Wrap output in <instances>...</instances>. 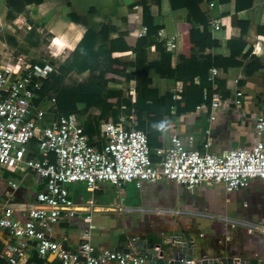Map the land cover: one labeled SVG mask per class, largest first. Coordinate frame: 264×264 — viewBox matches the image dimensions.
I'll return each mask as SVG.
<instances>
[{"label": "crops", "instance_id": "1", "mask_svg": "<svg viewBox=\"0 0 264 264\" xmlns=\"http://www.w3.org/2000/svg\"><path fill=\"white\" fill-rule=\"evenodd\" d=\"M187 1L174 0L176 6L173 8L170 0H146L145 4L141 0H42L16 11L7 0H0V62H42L39 45L48 40L44 49L52 53L50 61L57 56L59 65L66 69L63 78L68 77L71 81L66 87L86 80L91 74L97 75L104 64L110 65L109 57L115 58L119 64L132 63L107 85L112 89H130L131 101L136 107L158 113L166 119L167 126L162 133L164 142H168L171 134L181 138L193 135L194 147L203 150L202 144L209 141L208 149L217 153L237 145H249L254 139L251 132L253 119L237 118L233 109H224L214 120H209L208 110L195 109L176 115L168 101L158 104L166 89L175 93L185 87L184 82L175 80L171 74L182 48L178 23L190 20L192 27L202 29V25L191 18L185 4ZM189 1L206 15L207 30L217 40L208 51L213 55L229 56L228 39L237 35L233 24L237 20H246V34L232 45L242 52L249 50L264 63V0H252L251 6L246 8H241V0ZM210 1L214 3L212 7H209ZM143 6L149 7L152 24L158 30L156 34L146 36L145 54L141 58L137 56L135 45L138 37L144 35L140 34L141 26H145ZM224 12L229 17H226L223 28L219 24V14ZM215 19L219 20L216 27L213 24ZM103 26L106 31L101 33ZM104 35L106 39H103ZM168 40L174 43L171 49L166 48ZM110 45L114 50L105 56ZM104 59L106 63L102 64ZM139 60H142L141 64ZM94 61L99 64L92 70ZM157 66H165L168 76L161 77L156 72ZM136 69L139 70L138 79ZM210 69L199 78L202 87L211 86L210 81L212 86L217 83L219 73L212 75ZM243 70L242 66L228 67L226 85L231 90L238 86L246 92L241 109L251 114L261 108L249 97L252 89L264 84V78H261L264 67L247 80L242 79ZM235 80H242V84L234 85ZM135 87L137 90L134 91ZM257 106L259 110H253ZM75 112L87 132L89 123H93L92 115L84 110L82 103L77 105ZM153 129L152 123L146 124V132ZM87 134L95 140L99 137V130L96 128ZM155 148L154 145L151 150L154 152ZM32 156H40L34 140L29 141L24 149L25 158ZM154 158L157 161L158 157ZM43 187L44 181L32 171L0 167V210L6 203L15 206L35 203V195ZM68 189L78 210L72 216L59 218L48 233L69 249L88 241L95 248L123 251L134 240L141 239L146 243L147 251L159 245L154 248L158 253L176 239H191L190 252L194 259L204 257L213 264H227V261L257 264L264 260V183L259 179H252L247 186L229 192L221 183L187 188L165 178L139 183L130 180L120 189L110 182L99 183L97 188L90 189L84 182L76 181L69 183ZM17 209L15 216L24 219V212ZM17 240L26 241L0 228V257L3 260L9 253V245ZM26 242L19 264H57L53 254L41 257L33 243ZM131 253L136 255L140 251L132 248ZM144 264H148L147 260Z\"/></svg>", "mask_w": 264, "mask_h": 264}, {"label": "built area", "instance_id": "2", "mask_svg": "<svg viewBox=\"0 0 264 264\" xmlns=\"http://www.w3.org/2000/svg\"><path fill=\"white\" fill-rule=\"evenodd\" d=\"M208 4L212 7L214 3ZM218 23V19L213 20L215 27ZM145 32L146 26H141L140 34ZM173 47L168 40L166 48ZM52 70L50 60L30 64L0 62V167L32 171L44 181L35 203L2 206L0 228L33 243L39 256L51 253L57 264H144L148 258L146 253L95 248L88 241L69 249L53 239L48 233L52 225L78 210L68 189L72 182L82 181L90 189L110 182L120 189L130 180L139 183L165 178L187 188L221 183L228 192L247 186L252 179L264 183V119L241 109L244 91L240 87L236 86L225 98L215 92L210 104L203 100L195 109L208 110L209 120L224 109H233L237 118H252V143L217 153L208 149L209 141L200 150L192 145L193 135L181 138L171 134L165 147L155 148L158 159L153 161L146 133L133 125L124 127L119 119L101 122L99 137L92 141L74 111L58 114L51 124L47 123L45 113L55 111L56 93L43 96L40 92ZM210 70L212 75L218 74L217 68ZM31 140L40 156L25 158L24 149ZM17 208L24 212V219L15 216ZM26 241L9 245L5 264H19Z\"/></svg>", "mask_w": 264, "mask_h": 264}, {"label": "trees", "instance_id": "3", "mask_svg": "<svg viewBox=\"0 0 264 264\" xmlns=\"http://www.w3.org/2000/svg\"><path fill=\"white\" fill-rule=\"evenodd\" d=\"M144 4L146 0H141ZM42 0H7V4L12 6L14 10L21 11L26 4L34 3L39 4ZM252 0H241V8L251 6ZM170 4L173 8L176 6L174 0H170ZM186 7L194 22H199L202 25V29L192 27L190 20L186 22L178 23V31L181 34L182 48L181 52L177 54L176 65L174 72L171 73L175 80H181L184 82L185 87L182 91L171 92L166 89L164 94L159 97L158 104L163 105L165 101L173 105L174 113L176 115L182 112H191L195 110V106L205 100L206 104H210L211 96L217 92L221 97L225 98L233 91L227 87V68L230 66H242L244 68L242 79L247 80L256 70L264 67V63L259 56L250 53V51L242 52L239 48H234L233 42L237 39H241L247 31L248 21L237 20L233 25L236 27V34L229 37L228 42L230 45V54L227 57L213 55L210 51L212 47L217 44V40L214 39L211 33L207 30L208 18L198 8L194 2L189 0L185 3ZM149 7L143 6V23L146 26V32L143 36L138 37L136 41V47L138 49V55L141 58L145 54V48L147 45L146 36L154 35L157 33L158 28L152 24L151 14L149 13ZM145 12V15H144ZM10 16V13L7 14ZM226 17H229L228 13H220L219 20L220 26L224 28ZM233 28V27H232ZM106 31V26H103L99 32ZM235 32V31H234ZM107 36L104 35L103 39ZM113 41H110L112 44ZM114 46L110 45L105 56L114 50ZM109 64L98 72L97 75L91 74L86 80L81 81L73 86H63L62 78L66 75L67 71L64 67L59 65L56 73H50L48 78L43 81L40 95H46L49 92H55V105L56 109L53 112L47 111L45 113V121L52 123L56 119L58 114L67 113L70 111H76L77 105L82 103L86 112L92 115L93 123H89L86 133H92L99 124L103 121H118L115 113L119 110L120 106L127 109L126 118L130 121L134 118V122L131 124L135 128L145 130L147 123H152L154 129L152 131H144L146 133L150 150L155 145L156 147H165L167 142L162 140L163 129L167 126V120L160 114L146 111L144 108L136 107L131 101L130 89L126 87H119L112 89L108 87V83L114 81L119 73H122L126 68L132 66V63L119 64L115 58L109 57ZM91 64L92 70L98 67L99 61H94ZM142 60H139L141 64ZM215 67L218 70L217 83L215 86H201L199 85V78H201L204 72ZM156 72L161 77H167V69L165 66H157ZM135 77L139 78V70H135ZM242 80H238L234 85H241ZM204 88V89H203ZM234 89V88H233ZM137 90L136 87L133 89ZM103 93V94H102ZM205 93V94H204ZM102 94V95H101ZM205 96V98H203ZM35 103L38 99L34 100ZM134 115V117L132 116ZM93 126H96L95 128ZM90 139V137H89ZM91 140V139H90ZM92 141V140H91ZM156 156L151 150V160L156 161ZM29 157V158H33ZM52 159V157L50 158ZM38 262H41L40 260ZM0 264H5V261L0 257ZM40 264H43L42 262Z\"/></svg>", "mask_w": 264, "mask_h": 264}, {"label": "water", "instance_id": "4", "mask_svg": "<svg viewBox=\"0 0 264 264\" xmlns=\"http://www.w3.org/2000/svg\"><path fill=\"white\" fill-rule=\"evenodd\" d=\"M189 241H191V239H176L170 246L166 247L165 249L162 248L157 253V250L154 248L159 245L156 244L155 247L150 248L149 251H147L146 243L141 239H137L131 243V246L127 247V249H124L123 251L131 252L132 248H135V250L140 251L141 254L146 253L148 256V264H213L210 259H206L204 257L194 259L192 253L190 252V247L193 245H189ZM227 264L246 263L243 261H238L236 263L227 261ZM257 264H264V260L261 259L257 262Z\"/></svg>", "mask_w": 264, "mask_h": 264}, {"label": "rangeland", "instance_id": "5", "mask_svg": "<svg viewBox=\"0 0 264 264\" xmlns=\"http://www.w3.org/2000/svg\"><path fill=\"white\" fill-rule=\"evenodd\" d=\"M44 40H46V39H44ZM48 43H49V41L46 40L45 42L40 43V45H39L40 46L39 51L41 53V56L40 57H42L44 60H49L50 59L49 57H52V53L49 52V49H46V48L44 49V46L47 45ZM53 58H52L53 59L52 62H54V63H53V70L51 72L54 73V74H58V73H56V71H57V66L56 65H59L60 61L57 58V56H53ZM261 78H264V76H262ZM61 81H62V85L63 86H66V85H68L71 82L68 77L66 79L62 78ZM244 93L246 95V92H244ZM250 98L255 102L254 104H256V105L259 104L260 107H261L260 108V111H254V112L264 118V84L261 85V87H256V88L252 89V94L249 97V99ZM253 110H259L258 109V106L255 109H253ZM126 113H127V109H125L123 106H120L119 107V110L115 113L116 118L120 120L121 124L124 127L131 126V124H132V121H129L126 118ZM79 114L81 115V118H82V114L81 113H79ZM132 116L134 117V115H132ZM84 120H86L85 117H84ZM84 125H86V123Z\"/></svg>", "mask_w": 264, "mask_h": 264}]
</instances>
